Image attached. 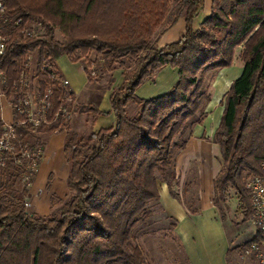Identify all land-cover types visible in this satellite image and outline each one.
<instances>
[{
    "label": "trees",
    "instance_id": "obj_1",
    "mask_svg": "<svg viewBox=\"0 0 264 264\" xmlns=\"http://www.w3.org/2000/svg\"><path fill=\"white\" fill-rule=\"evenodd\" d=\"M202 1L6 0L7 15L19 20L9 28L0 57L6 97L17 98L12 84L28 73L31 53L36 58V94L42 97L50 90V109L45 113L49 122L72 103V94L51 78L57 76L58 57L75 64L93 54L92 71L97 66L104 76L120 70L123 81L109 94L114 120L109 128L78 136L65 131L67 126L58 119L31 134L27 126L17 124L23 117L13 121V153L24 145L42 150L43 137L65 131L70 196L45 218L28 214L21 178L30 160L4 154L0 264H145L134 229L147 221L159 183L176 196L171 190L173 158L205 118L209 96L204 76L230 67L237 47H242L243 71L220 103L222 113L213 135L220 170L213 190L231 189L246 210L245 221L252 217L244 178L259 174L264 161V0H211L209 15L192 31L191 21ZM171 3L178 5L173 16L183 15L185 30L177 42L157 48L152 37ZM32 25L42 32H33ZM164 67L177 71L173 87L155 99H138L137 87ZM82 70L89 82L88 69ZM128 104L138 108L134 117L126 115ZM75 113L89 114L91 120L103 115L91 105L78 104ZM192 187L195 178L183 185L181 194ZM56 199H51V209ZM189 203L181 202L188 214H196L197 200ZM255 241L256 236L234 250L243 252Z\"/></svg>",
    "mask_w": 264,
    "mask_h": 264
},
{
    "label": "crops",
    "instance_id": "obj_2",
    "mask_svg": "<svg viewBox=\"0 0 264 264\" xmlns=\"http://www.w3.org/2000/svg\"><path fill=\"white\" fill-rule=\"evenodd\" d=\"M210 3L211 0L202 1L201 8L191 21L192 31H197L199 25L209 15ZM177 9L178 5L174 3L169 5L167 15L153 34L152 42L157 48L175 43L183 35L185 30L183 15L175 18L173 16ZM241 52V47L235 48L231 66L218 70L213 75L207 90L209 102L204 109L205 118L200 125L193 127L184 148L173 158L176 189L179 183L181 186L185 184L189 173L193 172L197 213L188 214L181 202L171 197L167 187L161 183L157 186L158 199L152 204L173 224L172 235L180 246L185 264H226L230 249L226 229L223 223L213 217L214 208L211 204L213 180L220 170L219 150L213 142V135L222 113L220 103L232 82L242 74L243 63L239 58ZM54 65L59 80H66L68 83L66 89L72 94L73 104L91 105L104 114L103 117L97 116L90 121L89 133L111 127L114 120L109 110L108 98L110 91L118 88L123 81L121 71L114 70L104 74L108 77L107 83L101 81V84H98L86 80L80 62L71 64L64 56H60L55 60ZM75 74L81 77V84L74 82ZM176 80V69L164 67L152 78L144 80L137 87L134 95L144 101L155 99L167 93ZM102 98L107 100V103L101 102ZM136 113L137 110L133 109L129 116L134 117ZM88 116L89 114L75 115L68 131L76 133L78 122L82 121L83 126V122H88ZM0 120L5 123L11 122V108L6 99L0 100ZM42 139L43 147L38 170L25 195L27 204L25 211L39 217L48 215L53 197L63 200L69 195L66 188L69 166L63 152L65 131L53 132ZM171 190L175 191L173 188ZM212 230L217 232L222 230V233L214 234Z\"/></svg>",
    "mask_w": 264,
    "mask_h": 264
},
{
    "label": "rangeland",
    "instance_id": "obj_3",
    "mask_svg": "<svg viewBox=\"0 0 264 264\" xmlns=\"http://www.w3.org/2000/svg\"><path fill=\"white\" fill-rule=\"evenodd\" d=\"M31 29L33 30V32L38 34L42 32V29L38 28L36 25H32ZM55 36L57 39H59V36L57 34ZM94 58H95L94 55L90 54L85 61H80V64L82 65L81 67L82 68L85 67L88 69L87 74L89 75L90 78L89 82L101 84V81H104L105 84L107 83L106 81L108 80V77L105 75L104 76L99 75L97 66H93V71L90 69L91 65L89 63H91ZM35 61H36L35 54L31 53L28 58V65H27V70H28L27 78L29 80L31 78L29 84L32 88L31 95L34 94L36 90L34 78H33ZM213 75L214 74L212 73L204 76V81L208 85L207 90L209 88L210 85L209 83ZM74 82L76 84L78 83L81 84V77H79L78 74H75ZM103 99L104 98L101 99V102L107 103V100L105 101L104 99L103 101ZM101 102L99 104L100 107L102 104ZM78 105H83V104L78 103ZM75 106L76 105L73 104L72 102L70 103L69 110L65 109L70 113V119L67 121L66 124H63L64 126H67V129H65V131L70 129V124L73 122L75 118L74 116L79 115L75 113ZM66 107L68 106L66 105ZM133 109L138 111V108H136L131 104H128V107H126V115L128 116ZM103 116L104 114L102 115V117ZM91 119L92 118L89 115L87 117L88 122L87 123L83 122V126H82V121L78 122L77 132H76L78 136H85L86 134L89 133L90 129L88 124H90ZM219 165H220V161H219ZM192 173L193 172L189 173V177L187 181L192 180V178H194ZM249 177L250 176L244 178V183ZM173 185L172 188L173 190L176 191V192L172 191L173 194L176 193L175 194L176 196L174 198H176L179 202L190 204L189 201L195 202V199L197 200L194 187L190 188L182 195L181 191L183 190L184 184L181 186V184L179 183L177 189L174 183ZM178 189L180 190L179 194H178ZM69 196L70 195H68L63 200L56 199L52 201V209L50 208L48 215L51 213V210H53L52 212H56V210L59 209L63 205V203L68 200ZM211 204L214 208L213 217L215 218V220H219L221 223H223V226L225 227L228 236L227 238L229 239L230 249L227 254L226 264H237L238 262H241L242 252H238L234 250V248L252 240L254 234V229L251 226L252 217L250 219L248 218L245 221L246 210L244 209L243 205L241 206V203L238 202L235 193L229 188H226L222 192L219 190H216V192H214L213 190ZM150 208L152 209L149 212L150 214L147 221L137 225L133 232L135 236L136 245L141 248V251L144 254L143 259L145 264H185L184 258L180 252V246L172 235L171 229L173 228V224L170 223L169 220L160 213L158 208L153 207V205H151ZM193 208H195V205L193 206ZM213 233L219 234L222 233V230H220V232L214 230Z\"/></svg>",
    "mask_w": 264,
    "mask_h": 264
},
{
    "label": "built area",
    "instance_id": "obj_4",
    "mask_svg": "<svg viewBox=\"0 0 264 264\" xmlns=\"http://www.w3.org/2000/svg\"><path fill=\"white\" fill-rule=\"evenodd\" d=\"M6 0H0V57L3 56L6 48V43L9 39L8 30L12 26L19 23L18 19H12L7 15L5 7ZM40 28L38 25H36ZM58 84L66 88L68 85L66 80H59L58 76H51ZM30 80L27 78V73H21L16 84H12L14 94L6 97L4 90L6 87V78L0 70V100L6 99L11 108V122L5 123L0 120V165L3 164L4 154L21 159H29L30 162L24 167V174L21 178V183L27 189L31 184L38 170V164L41 158V150H29L24 145V148L17 153H13L12 139L14 137L12 124L18 117H23V120L18 122L19 126H27L31 134H35L41 126H48L58 119L64 124L70 119L69 111L59 109L53 116L52 121H47L45 113L50 109V90L47 89L42 97H38L36 90L31 95L32 88L29 85ZM15 164L19 165L18 161ZM260 172L257 175L250 176L245 182V189L252 211L251 226L254 229L253 238L257 241L252 243L249 249L241 254V262L237 264H264V161L260 164ZM23 207L27 204L24 202Z\"/></svg>",
    "mask_w": 264,
    "mask_h": 264
}]
</instances>
